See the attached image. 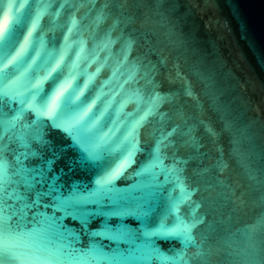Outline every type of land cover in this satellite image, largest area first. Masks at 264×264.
Masks as SVG:
<instances>
[{
    "label": "water",
    "instance_id": "water-1",
    "mask_svg": "<svg viewBox=\"0 0 264 264\" xmlns=\"http://www.w3.org/2000/svg\"><path fill=\"white\" fill-rule=\"evenodd\" d=\"M0 264H264V0H0Z\"/></svg>",
    "mask_w": 264,
    "mask_h": 264
}]
</instances>
